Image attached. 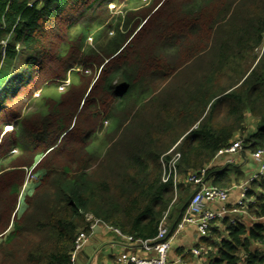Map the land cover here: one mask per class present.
I'll return each instance as SVG.
<instances>
[{
    "label": "trees",
    "instance_id": "1",
    "mask_svg": "<svg viewBox=\"0 0 264 264\" xmlns=\"http://www.w3.org/2000/svg\"><path fill=\"white\" fill-rule=\"evenodd\" d=\"M262 44L264 0H0V264H70L86 214L152 240L183 216L189 173L244 180L216 155L235 138L264 150V49L243 66ZM246 195L195 246L206 264H264L263 176Z\"/></svg>",
    "mask_w": 264,
    "mask_h": 264
},
{
    "label": "built area",
    "instance_id": "2",
    "mask_svg": "<svg viewBox=\"0 0 264 264\" xmlns=\"http://www.w3.org/2000/svg\"><path fill=\"white\" fill-rule=\"evenodd\" d=\"M178 144V143H177ZM175 144L166 154L160 157L162 165V181L166 183L172 178L173 183H178V175L176 165L180 158V154L176 151ZM245 150L244 141L235 139L227 148L220 150L216 157L224 159V163L233 164V156ZM169 157V158H167ZM251 158L257 163V170L252 174L247 181L238 186V196L234 204L227 209L226 205L229 199V190L220 189L211 186L206 180L207 167L200 169L196 173H189L186 177V182L192 187V194L189 198L187 208L175 228L173 234H177L187 225H194L198 234L201 237L206 236V232L210 227V223L216 220L229 218L231 223H234L230 215L244 214V208L253 200L247 198L249 182L258 178L264 177V150L260 149L251 153ZM31 170L28 173L27 181L30 179ZM220 205V210H213L211 206ZM167 213L158 225L157 234L152 240L134 239L131 236L123 235L119 230L101 223L91 214L85 215V222L89 224V229L100 225L112 230L119 237L123 238L131 247L137 248L143 255L123 253L115 264H183L182 258H169V252L172 247V240L169 227L166 225ZM86 233L80 231L74 239V245L70 252V264H76L77 258L88 241ZM196 257H201L202 251L197 248H192L189 251Z\"/></svg>",
    "mask_w": 264,
    "mask_h": 264
},
{
    "label": "crops",
    "instance_id": "3",
    "mask_svg": "<svg viewBox=\"0 0 264 264\" xmlns=\"http://www.w3.org/2000/svg\"><path fill=\"white\" fill-rule=\"evenodd\" d=\"M233 159L234 163L232 165L237 166L243 172L245 179L240 181L238 185L233 186L229 191V199L226 205L227 209H229L237 199L238 186L247 181L257 170V163L249 156L248 151L243 152L241 155H239V153L235 154ZM224 164L223 158H220V160L216 162L217 166H222ZM248 171L251 173L246 174ZM211 208L216 211L220 210L221 206L213 205ZM168 218L166 219V225L170 230L173 217ZM174 232L175 231H173L170 236L172 247L169 252V258L182 257L183 264H206V260L203 257H196L189 254V251L195 248L200 239L203 238L198 234L196 227L194 225H187L177 234H173ZM123 253L143 255L141 251L135 247H131L123 238L119 237L112 230L98 225L91 230L88 241L80 252L77 261L78 264H115Z\"/></svg>",
    "mask_w": 264,
    "mask_h": 264
},
{
    "label": "rangeland",
    "instance_id": "4",
    "mask_svg": "<svg viewBox=\"0 0 264 264\" xmlns=\"http://www.w3.org/2000/svg\"><path fill=\"white\" fill-rule=\"evenodd\" d=\"M110 9L111 10H113V11H115L116 9H115V7L114 6H111L110 7ZM88 43H91V39H89V42ZM263 49H264V44H262V45H260L259 47H257L255 50H253L252 51V56H250V57H248V56H246L247 58L244 60V63H243V66H244V68H246L247 67V65H249V64H251V59H252V57L253 56H258V58L261 56V54H262V52H263ZM16 65L18 66V68H19V66H21V64H20V62H16ZM5 69V67H3V70ZM67 83V82H66ZM51 97H56V93L52 90V92H51ZM248 120V119H247ZM248 123H250V120H248V122H246V124H248ZM11 130V127H9V128H7V129H5V131L6 130ZM235 139H241V138H235ZM245 151H248V150H242L240 153H239V155H241L243 152H245ZM18 151L16 150V153H17ZM248 153H249V156H251V152H249L248 151ZM28 173H29V171L27 172V175H26V181H27V176H28ZM251 172H249L248 171V173H246V174H250ZM43 175V172H37V173H31L30 174V179L28 180V182H25V184H24V186L21 188V190H20V193H19V202H18V206H17V209H18V213L20 214L23 210H24V208H25V205H24V203H23V199H24V197L27 195V194H31L32 192H33V190L38 186V184H39V180H40V178H41V176ZM176 207H177V205H175L173 208H172V210H174V209H176ZM171 210V211H172ZM231 217H233V218H240L241 216H243L242 214H239V215H230Z\"/></svg>",
    "mask_w": 264,
    "mask_h": 264
},
{
    "label": "water",
    "instance_id": "5",
    "mask_svg": "<svg viewBox=\"0 0 264 264\" xmlns=\"http://www.w3.org/2000/svg\"><path fill=\"white\" fill-rule=\"evenodd\" d=\"M220 160V157H216V161H219ZM77 264H78V261H77Z\"/></svg>",
    "mask_w": 264,
    "mask_h": 264
}]
</instances>
